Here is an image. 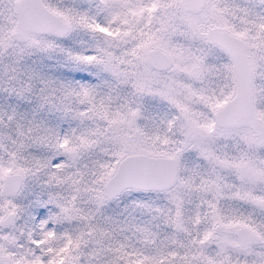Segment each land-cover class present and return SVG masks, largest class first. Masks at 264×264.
Segmentation results:
<instances>
[{
	"label": "rangeland",
	"instance_id": "obj_1",
	"mask_svg": "<svg viewBox=\"0 0 264 264\" xmlns=\"http://www.w3.org/2000/svg\"><path fill=\"white\" fill-rule=\"evenodd\" d=\"M42 1L70 22L65 35L12 39L13 0H0V182L22 174L16 193H0V218L13 211L0 225V264H264V131L214 124L235 81L204 37L217 24L243 38L264 123V0H204L196 12L184 0ZM151 46L170 66L148 64ZM39 54L57 74L42 95L21 64ZM133 151L175 156L174 183L107 197L105 178ZM34 217L49 228L42 240L15 242ZM238 226L260 241L230 260L219 241L236 243ZM51 245L63 249L47 256Z\"/></svg>",
	"mask_w": 264,
	"mask_h": 264
},
{
	"label": "water",
	"instance_id": "obj_2",
	"mask_svg": "<svg viewBox=\"0 0 264 264\" xmlns=\"http://www.w3.org/2000/svg\"><path fill=\"white\" fill-rule=\"evenodd\" d=\"M204 0H184V6L191 12L198 11ZM15 22L10 37L16 41H25L29 34L65 35L71 24L42 0H13ZM207 41L213 42L228 55L231 60L235 91L223 103L212 111V120L218 126L245 124L256 134L264 131V123L253 111L251 89V69L245 51L243 38L217 24L208 25L204 31ZM148 64L156 69L170 66L171 57L159 46H151L146 51ZM177 159L173 155L152 154L133 151L121 155L104 181L107 197L117 195L122 189L160 190L170 187L176 178ZM22 183V174L18 171L5 173L0 182V193L4 196L17 192ZM13 211L8 210L0 218V225L12 222ZM217 225L215 226L216 229ZM235 233L241 246L258 242L259 235L245 226H238Z\"/></svg>",
	"mask_w": 264,
	"mask_h": 264
},
{
	"label": "trees",
	"instance_id": "obj_3",
	"mask_svg": "<svg viewBox=\"0 0 264 264\" xmlns=\"http://www.w3.org/2000/svg\"><path fill=\"white\" fill-rule=\"evenodd\" d=\"M6 6H4V4H2V7L0 8V14H3L6 12V9H5ZM43 35L44 37L43 38H46V39H51L53 37H55L56 35H53V34H41ZM44 61H42V55L39 54L37 56V58H26V59H23L22 63L23 65L28 66L29 67V70L33 71L34 75H36V78L35 79V82L32 86H30L31 88H35L39 94L41 93L44 94L46 89H47V85L45 84L46 83V80L49 79V81H55V79L57 78L56 77V73L53 71V69H51V71H48L46 69V67L44 66L43 64ZM29 70H27L29 72ZM62 74L66 73L63 71H61ZM58 73V71H57ZM19 104V103H18ZM25 105H21L19 104L17 106V110H25ZM21 110V111H22ZM30 112V111H29ZM26 115V114H25ZM29 115V114H27ZM16 117H19L18 115ZM18 120H20V118H18ZM4 135V134H3ZM63 134L60 133L58 135V137H63L62 136ZM5 138V141L7 140V135L5 134L4 136ZM7 153H8V149L5 148L4 146H1L0 145V175L3 173V165H4V162L7 161ZM9 156V155H8ZM97 162V160H96ZM136 191H143L141 189H134ZM153 191V190H151ZM28 227V228H27ZM49 228L47 226H43L41 225V222L40 220H36V218L34 217V219H31V222L29 223H23V226H22V230L21 231H18L19 233V236L21 237V239H18L16 238L15 242L17 241H21V242H29L31 240H42V233L43 232H47ZM22 231L25 232V234H27L26 236L23 235L21 236L20 234L22 233ZM23 237L25 240H23ZM46 246V245H45ZM63 247L62 246H54V245H51L49 247H46L43 249V253L46 254L47 256L50 254V256H54L58 251L62 250ZM33 250V251H32ZM37 249H32L31 247H29V250L27 251L29 253V262H32L30 261L32 259V257H34L35 255H31V254H35V251ZM31 251V252H29Z\"/></svg>",
	"mask_w": 264,
	"mask_h": 264
},
{
	"label": "flooded vegetation",
	"instance_id": "obj_4",
	"mask_svg": "<svg viewBox=\"0 0 264 264\" xmlns=\"http://www.w3.org/2000/svg\"><path fill=\"white\" fill-rule=\"evenodd\" d=\"M234 235L237 237V235L235 233H234ZM259 241H260V237H259ZM258 242H251V243H248V244H246L244 246H241L240 243H239V239L237 237V242L236 243L233 242V241H230V240L219 241V244H221V245L219 246L220 248H218L217 251L220 252V253H224L225 257L228 258V259H230V258H232V259H240L239 257L241 256V254L246 253V250H248L250 245L257 244Z\"/></svg>",
	"mask_w": 264,
	"mask_h": 264
}]
</instances>
